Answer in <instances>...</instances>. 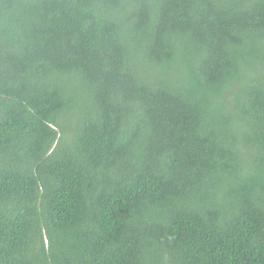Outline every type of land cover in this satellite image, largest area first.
<instances>
[{
  "label": "trees",
  "instance_id": "trees-1",
  "mask_svg": "<svg viewBox=\"0 0 264 264\" xmlns=\"http://www.w3.org/2000/svg\"><path fill=\"white\" fill-rule=\"evenodd\" d=\"M0 264H264V0H0Z\"/></svg>",
  "mask_w": 264,
  "mask_h": 264
}]
</instances>
